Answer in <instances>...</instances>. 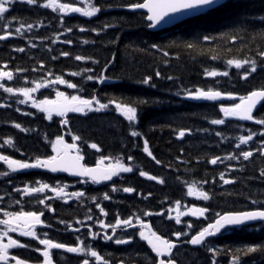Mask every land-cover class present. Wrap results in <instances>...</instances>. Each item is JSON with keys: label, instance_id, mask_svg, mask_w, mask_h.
<instances>
[{"label": "trees", "instance_id": "16d2710c", "mask_svg": "<svg viewBox=\"0 0 264 264\" xmlns=\"http://www.w3.org/2000/svg\"><path fill=\"white\" fill-rule=\"evenodd\" d=\"M46 1L40 0V3ZM59 2L83 7L86 2L100 5L127 3L129 0ZM243 14H246V22L241 24L239 20ZM5 15L11 21L9 30L12 34L0 41V71H11L13 79H4V86L14 89L34 87L35 82L61 76L78 87L68 89L66 85H49L33 93L32 98L55 99L56 91L83 99L95 96L105 105L121 103L136 107L137 121L130 125L110 107L103 112L72 115L68 118V125L63 126L57 117L45 119L44 113L30 106L31 100L18 103L24 99L22 96L5 93L0 88V104L5 105L0 108V155L12 159L21 158L19 155L28 159L45 157L44 154L50 151L49 141L55 140L57 135L65 134L72 141L68 134L70 130L71 134L81 137L77 142L88 162L105 156L128 163L127 157L131 156L130 164L135 174L126 179H142L141 170L163 179L162 185L136 186L143 194L142 198L137 195L123 198L119 204L125 205L123 211L128 214L133 213L142 219L145 212H161L177 201L196 208L206 207L209 209L206 218L194 222V230L200 231L216 218V213L264 209V156L260 154V149L264 148V136L259 135L264 126L245 124L220 112L221 106L231 107L239 102L238 99L194 102L184 98L185 90L194 91L196 88L221 91L222 96L231 93L236 97L264 90V58L259 55L264 52V0H229L222 8L157 33L148 31L144 14L120 8L101 11L88 19L64 15L59 10L43 11L41 7L18 0ZM21 21L25 22V27L31 22L35 28L16 33L15 27L20 26ZM4 23L0 21V35L5 34ZM106 23L114 26L104 28ZM69 27L71 32L66 31ZM80 27L86 30L81 32ZM91 28L97 31L93 32ZM204 35H210L211 40L205 41ZM66 40H71V44L62 43ZM153 43L158 48L151 47ZM188 43L194 47L188 48ZM18 48L24 51H14ZM62 52L69 55L63 56ZM77 55L84 59L76 60ZM228 59L255 60L257 71L250 73L246 80L242 79L251 64L236 69L227 65ZM85 68L93 71L83 72ZM205 70L228 71L229 75L208 77ZM48 72L52 75H46ZM71 72H81V75L72 76ZM156 72H160L159 78ZM89 75L94 78L103 75L106 79L103 83L96 79L89 81L86 79ZM146 76L152 77L150 84L155 87L140 82ZM25 112L30 115H24ZM255 117L264 118V103ZM212 119L225 122L212 125ZM14 124H20L28 131L21 132ZM131 130L141 135L133 138L129 134ZM182 130L185 135L178 138ZM218 132L221 134L217 135ZM249 132L253 133V139L237 148L238 137H247ZM5 139L13 141V146L5 145ZM145 140L160 164L143 152ZM92 143L97 145L99 152L89 146ZM241 151H252L253 155L245 161ZM232 156L237 159L228 158ZM216 157L220 159L215 165L211 164L210 160ZM222 173L225 179L233 182L224 184L220 179ZM140 182L145 184L143 179ZM193 184L207 193L209 200L189 201L186 188ZM210 242L216 251L215 257L208 250H190L183 253L180 264H212L213 259L217 264H230L237 248L249 246L257 247L258 251L238 255L236 259L240 264H262L264 259V254L259 251L264 244L261 224L230 230Z\"/></svg>", "mask_w": 264, "mask_h": 264}, {"label": "snow or ice", "instance_id": "6c2138e0", "mask_svg": "<svg viewBox=\"0 0 264 264\" xmlns=\"http://www.w3.org/2000/svg\"><path fill=\"white\" fill-rule=\"evenodd\" d=\"M18 0H0V21H4V31L5 34L0 35V41L5 40L11 35L10 24L8 17L5 15L9 13L11 7L17 3ZM21 3H26L29 6L33 7H42L44 9H51L52 12H56L59 10L60 13L67 15L68 13H79L80 16L83 17H95L101 11H109L114 8L127 9L133 13L137 10H144L146 15L143 17L146 19L147 27L151 29H155L157 26L161 25V23L169 24L173 22V19L181 18L183 15H192L199 13H207L212 10H216L218 8H222L229 0H129L127 3L120 4H104L94 5L91 2L84 3L83 7L72 6V4L63 2L57 3V0H47L45 3H40V0H19ZM83 2V0H82ZM235 2V0H233ZM169 18V19H166ZM15 19V18H13ZM123 19V18H121ZM264 19V18H262ZM61 24L64 23L63 19H61ZM246 22V14H243L239 20V23L243 24ZM111 23L104 24V28L113 27ZM25 27V22L21 21L20 26L15 27L16 33H21L22 28ZM28 30H31L34 25L31 22H27L26 25ZM79 30L81 32L85 31L84 27H80ZM93 32H96V28L90 29ZM66 31L71 32L72 28H67ZM97 34H99L97 32ZM210 35H204L203 39L205 41L211 40ZM55 42V41H54ZM62 43L71 44V40L62 41ZM87 43V41H85ZM235 43V41H233ZM153 48H158V45L153 43L151 45ZM188 48H193L194 45L192 43L187 44ZM14 51L23 52V48L14 49ZM61 55L68 56L69 53L62 52ZM165 56L168 55L167 52L164 53ZM259 55L264 58V52H260ZM55 59V57H53ZM76 60H83L84 57L77 55L75 57ZM251 64L249 72H246L241 78L247 79L250 73H254L257 71V63L255 60L249 61L239 60V59H228L227 65L234 66L236 69H240L245 64ZM5 67H7L5 65ZM43 68V65H41ZM35 71V69H33ZM83 72H91L93 71L90 68H85L82 70ZM46 75L51 76L52 73L48 72ZM72 76H80L81 72H71ZM160 72H156V77H160ZM205 75L208 77H218L223 76L227 77L229 75L228 71H207L205 70ZM7 78L8 81L13 79V73L11 71H0V80ZM87 80L91 81L96 79L98 83H103L106 79L103 75L99 77H93L91 75L86 77ZM169 80L172 79L171 76L168 77ZM152 80L151 76H146L140 81L144 85H149L151 87H155L154 84H150ZM66 85L68 89H76L78 86L74 83L68 82L65 79L61 78V76H55L51 80H40L35 82L34 87H21L18 89H14L13 87H6L4 84L0 83V88H3L5 93L15 94L18 93L19 96H22L24 99L18 100V103L24 104L31 100V107L37 109L39 112L45 114L44 118L47 120H52L53 116L61 117V124L63 126L68 125V120L64 119L68 113H80L84 114L85 110L91 111H100V109L105 108V104H101L98 100H96L95 96L90 99H83L78 95H66L64 91H56L55 99H40L36 100L32 98V93L37 92L41 88H47L49 85ZM179 95V93H177ZM226 98L231 100H239L238 103H234L231 107H220V112L224 114L225 117H234L240 121H252L257 125L264 126V118H257L253 115V110L256 109L257 105L264 101V90H254L249 94L244 96L236 97L231 93L223 94ZM189 100L194 101H217L222 98L221 91H214L212 89H208L207 91L202 90L200 88H196L194 91L185 90V97ZM94 104L99 105V107H93ZM5 107V105L0 104V108ZM115 108L119 112L121 116L124 117L125 120L130 122V125L137 121V108L134 106L122 105L121 103H115ZM24 115H30V113H23ZM223 119H212L210 123L212 125H222L224 124ZM15 128L19 129L21 132L28 131L27 129L21 127L20 124H14ZM68 134L71 135V139L73 143H66L64 136L57 135L55 140L49 141L51 146V155L47 158L41 159L36 158L34 162H22L18 159H11L8 155H0V161L7 165V169L10 170L11 173H17L21 170L27 169H46L51 173H68L70 176L79 177V183H88L91 181L93 184H99L101 181H110L114 176H118L120 173H131L133 168L130 165H126L121 162L119 158L116 159L115 163L112 162V158L101 156L95 162V167H89L82 163L84 160V156L80 154L79 149L75 141L80 140L81 137L78 135L71 134V131H68ZM130 136L135 138L140 136L141 134L136 130L130 131ZM221 133H217L220 135ZM185 132L182 130L179 132V136L183 137ZM260 136H264V131L259 133ZM239 144L236 145L237 148L242 144H247L248 141L253 139V133L249 132L247 137L240 136L238 137ZM5 145L13 146L12 141L10 139L4 140ZM91 148L96 149L97 152L100 149L97 147L95 143L89 145ZM75 152L73 155L72 153ZM143 152L146 153L149 157H151L157 164L161 162L153 156L152 152L149 151L148 142L145 140L143 145ZM260 154L264 156V148L260 149ZM240 155L243 156L245 161L249 160V158L253 155L252 151H241ZM229 159H237L236 156L228 157ZM128 161H131L133 157L128 156ZM220 157H216L210 160V163L215 165L217 160ZM139 175L145 177L147 180L152 181L155 180L158 184H163L164 181L156 176L149 175L147 172L141 170ZM264 175V173H262ZM0 176L8 177L9 172L4 171L0 172ZM220 179L224 184L232 183V180L225 179L223 173L220 175ZM38 187H27L25 186L22 190L17 189V191H22L24 195L31 196L33 193H43L45 189L50 192H54L57 196H60L64 193V187L50 186L47 183H43L39 180L35 182ZM112 191L115 192L117 189L115 187L112 188ZM135 189L131 186L124 187L123 192L125 193H133ZM74 197H83L84 192H73L71 193ZM151 195V193H149ZM187 195L193 196L195 195L197 199H202L204 201L209 200V195L203 191H199L196 189L195 185L189 186L187 188ZM51 199V197H48ZM147 199V197H144ZM104 200H109L110 195L105 193L103 195ZM95 200V198H93ZM67 202V201H65ZM40 204H44L45 200L40 199ZM256 203V201H253ZM51 210V207L48 206ZM99 208V204H97ZM180 203L176 202L177 214L175 217V222L177 224L181 223V216H197V217H205V213L209 211L206 207H193L188 209L187 211H179ZM171 213L172 209L168 210ZM101 215L106 216L107 213L103 208H100ZM43 212L37 213L36 211H25L20 210L18 212H9L5 211L3 213L4 218L0 219V225L4 227L3 231H0V264H26L25 260L17 258L15 255H10L9 250L19 247L24 248L26 245L20 244L18 240L13 239L8 236L9 233H18L20 236L31 237L33 240H38L40 245H43V250L40 251V256L43 257L42 264H54L53 258L50 255V250H64V252L69 254L81 253L85 258L82 259L81 264H90V260L87 257H92L95 259L96 264H108L106 260L102 259V256L98 253V251L93 250L90 245H84V247L80 246H66L63 243L53 242V240L48 238V234L44 233L43 238H39L35 228L37 225H41V216ZM144 215H163L162 212L152 213L145 212ZM169 219H173L171 215L168 217ZM206 218V217H205ZM87 219L91 220L92 217L89 216ZM135 221V222H134ZM250 222H261V227H264V210H246L237 213H216V218L213 222L208 223V225L202 228L195 235H192L189 239L185 240V243L191 244L193 246H201L205 245L206 238L214 237L218 233H221L222 229L230 228V227H241L247 226ZM76 223H82L81 221H76ZM99 228L103 230L102 233H93L91 228L88 229V235L91 237L93 241H95L98 237L103 239L105 242L111 241L116 245H129L132 243L133 236L128 235V238H114L116 237V230L121 226L124 227L126 231L128 228H137L138 236L140 241H146L147 245L150 247L151 252L155 254V264H174L172 257L173 249L177 247L176 244L171 242L168 239H162L160 235H158L155 231L152 230V227L144 223L139 217H136L135 214L129 216L128 218L121 219L119 216L115 219L114 224H105L103 221L97 220ZM71 228V225H68ZM188 227L191 229L192 225L189 224ZM112 229V234L109 235L107 233V229ZM73 231H79V229H72ZM176 239L179 240L181 236L188 237L189 233L184 231H178L175 233ZM7 237V242L4 240ZM77 241L80 245L84 244V241L77 237ZM209 252L212 253L213 257L216 255V251L213 248H207ZM258 249L255 246H249L246 248H237L235 253H233L234 259L232 264H238V260L236 257L240 254L248 255L250 253L257 252ZM259 251L264 254V244H262L259 248ZM168 257V259H164ZM212 264H217L215 259H213Z\"/></svg>", "mask_w": 264, "mask_h": 264}, {"label": "flooded vegetation", "instance_id": "af4514ba", "mask_svg": "<svg viewBox=\"0 0 264 264\" xmlns=\"http://www.w3.org/2000/svg\"><path fill=\"white\" fill-rule=\"evenodd\" d=\"M1 170L3 169L1 168ZM23 175L27 177H23ZM23 175L17 176V181H19V185H22L21 187L16 186V181L10 174L8 177L0 176V219L4 218L3 213L5 211L18 212L25 210L36 211L37 213L43 212L44 214L41 216L42 224L37 225L35 228L39 238H43V234L47 233L48 238L53 240V242L63 243L66 246L84 247V245H90L93 250L98 251L102 259L106 260L108 264H155L156 258L154 254L148 250L147 244L139 239L138 226L135 229L128 228L126 231L121 226L116 230V237L114 238L127 239L128 235L133 236L132 243L129 245H116L111 241L105 242L99 237L93 241L88 235L89 228H91L93 233H96L95 230L100 233L103 232V230L96 228V216L99 214L96 215L95 202L93 200L95 192L103 191V193L100 192L97 195H99L98 201H103V208L107 213L106 217H108V220L104 222L105 224H114L117 216L122 219V217L128 215V212H123L125 205L119 204L118 207L113 206L114 209H112L111 202H108L104 206L108 200H104L103 195L108 193L110 201L111 187L102 189L95 186L92 182L79 183L65 177L57 178L52 185L49 184L50 186L60 185L64 187V193L60 196L47 189L43 193H33L31 196H27L22 191H17V189L22 190L25 186L29 188L38 187L39 185L35 183L37 180L43 183L46 182L42 180L44 176L38 172H29ZM73 192H84L85 195L83 197H74L71 195ZM48 197H51V199ZM40 199H44L45 203L40 204ZM48 206L51 207V210ZM117 209H120V212H117ZM89 216L92 217L91 220L87 219ZM78 220H81L82 223H76ZM68 225H71V228ZM72 229H79V231H73ZM3 230L4 227L0 225V231ZM107 233L111 235L112 229L108 228ZM156 233L158 234L157 231ZM8 236L18 240L20 244L26 245L24 248L16 247L10 249V255H15L17 258L25 260L26 264H42L43 257L40 256V251L43 250V245H40L38 240L20 236L18 233H9ZM77 237H80L84 241L83 245L79 244ZM166 238L173 239L174 236H167ZM4 242H7V237ZM182 246L186 247V249L189 248L186 243ZM50 255L53 258L54 264H81L82 259L85 258L81 253L69 254L62 249L50 250ZM87 258L90 260V264H96L94 258ZM12 264H14V261Z\"/></svg>", "mask_w": 264, "mask_h": 264}, {"label": "water", "instance_id": "95a60500", "mask_svg": "<svg viewBox=\"0 0 264 264\" xmlns=\"http://www.w3.org/2000/svg\"><path fill=\"white\" fill-rule=\"evenodd\" d=\"M136 12H144V10H137ZM202 14H204V13L192 14V15H183L181 18L173 19V22L172 23L165 24V23L162 22L161 25L157 26L155 29L149 28V30L154 31V32H158V31H161V30L169 29V28H172V27L178 25L179 23L185 22V21H187V20H189L191 18H194V17H198V16H200ZM166 19H169V18H166ZM262 102L263 101H261V103ZM259 105L260 104H258L257 107H256V109L253 110V115L255 114L256 110L259 108ZM68 114H70V113H68ZM245 122L250 123L251 121H245ZM74 154H75V152H73V155ZM82 163H83V161H82ZM41 169H43V168H41ZM43 170L46 171V172H48L46 169H43ZM25 171L26 170H21V171H19V173L20 172H25ZM52 174H65V175H67L69 177H72V178H79V177L70 176L68 173H60V172H58V173H52ZM110 181H101V183H103V182H110ZM101 183H99V184H101ZM258 223H261V222H250L249 225H247V226L255 225V224H258ZM241 227H244V226H241ZM231 228H237V227H230V228L222 229L221 230V233L224 232L225 230L231 229ZM218 234H220V233H218ZM218 234L216 236H218ZM216 236H214V237H216ZM208 238H211V237H208ZM208 238H206V241H207ZM191 246H193V245H191ZM193 247H198V246H193Z\"/></svg>", "mask_w": 264, "mask_h": 264}, {"label": "rangeland", "instance_id": "374dc122", "mask_svg": "<svg viewBox=\"0 0 264 264\" xmlns=\"http://www.w3.org/2000/svg\"><path fill=\"white\" fill-rule=\"evenodd\" d=\"M32 94H33V93H32ZM32 94H31V95H32ZM93 107H94V108H95V107H99V105H97V106H93ZM106 108H107V105H106L105 108H102V109H100V110L103 111V110H105ZM91 112H97V111H91ZM91 112L85 110V113H84V114H89V113H91ZM179 211L183 212L181 206H180V208H179ZM176 214H177V209H176V207H175V208L172 209V211H171V213H170L169 215H171L173 218H175V217H176ZM193 218H195V216H193Z\"/></svg>", "mask_w": 264, "mask_h": 264}]
</instances>
